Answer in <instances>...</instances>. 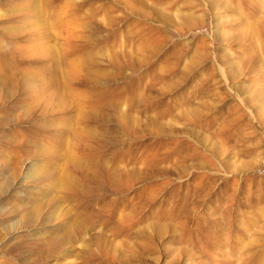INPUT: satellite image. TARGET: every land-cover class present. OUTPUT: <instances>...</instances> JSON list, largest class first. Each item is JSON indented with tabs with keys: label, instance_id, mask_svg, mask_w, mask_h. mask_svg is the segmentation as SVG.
<instances>
[{
	"label": "rangeland",
	"instance_id": "rangeland-1",
	"mask_svg": "<svg viewBox=\"0 0 264 264\" xmlns=\"http://www.w3.org/2000/svg\"><path fill=\"white\" fill-rule=\"evenodd\" d=\"M0 264H264V0H0Z\"/></svg>",
	"mask_w": 264,
	"mask_h": 264
}]
</instances>
